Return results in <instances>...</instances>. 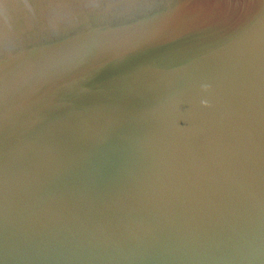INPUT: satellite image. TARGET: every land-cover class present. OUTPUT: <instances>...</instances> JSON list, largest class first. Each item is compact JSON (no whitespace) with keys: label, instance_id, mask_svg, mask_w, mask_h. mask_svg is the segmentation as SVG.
<instances>
[{"label":"water","instance_id":"obj_1","mask_svg":"<svg viewBox=\"0 0 264 264\" xmlns=\"http://www.w3.org/2000/svg\"><path fill=\"white\" fill-rule=\"evenodd\" d=\"M0 264H264V0H0Z\"/></svg>","mask_w":264,"mask_h":264},{"label":"clouds","instance_id":"obj_2","mask_svg":"<svg viewBox=\"0 0 264 264\" xmlns=\"http://www.w3.org/2000/svg\"><path fill=\"white\" fill-rule=\"evenodd\" d=\"M205 89H207L209 86L208 85H204L203 86ZM204 103H207V101H205Z\"/></svg>","mask_w":264,"mask_h":264}]
</instances>
